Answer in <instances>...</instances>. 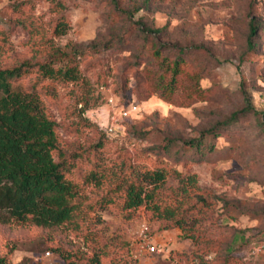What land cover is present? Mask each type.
Masks as SVG:
<instances>
[{
	"label": "rangeland",
	"instance_id": "rangeland-1",
	"mask_svg": "<svg viewBox=\"0 0 264 264\" xmlns=\"http://www.w3.org/2000/svg\"><path fill=\"white\" fill-rule=\"evenodd\" d=\"M251 20L259 31L248 51ZM60 21L69 28L58 37ZM107 42L113 47L76 58L75 83L38 76L54 47ZM0 47V68L33 66L21 82L37 84L59 149L74 158L69 178L89 203L78 229L0 224L7 264H97L95 257L98 264H264V0H0ZM179 55L178 87L162 98L159 66ZM109 97L118 107H137L117 138L101 133L87 114ZM80 98L93 105L84 114ZM245 99L254 111L236 126L215 129ZM210 130L212 152L201 156L183 146ZM132 167L165 173L156 201L176 210L173 220L157 219L144 205L124 209L119 191L101 207L115 178ZM95 169L113 182L102 189L86 183ZM193 174L196 186L184 194L181 181ZM143 226L159 251L143 244Z\"/></svg>",
	"mask_w": 264,
	"mask_h": 264
},
{
	"label": "trees",
	"instance_id": "trees-1",
	"mask_svg": "<svg viewBox=\"0 0 264 264\" xmlns=\"http://www.w3.org/2000/svg\"><path fill=\"white\" fill-rule=\"evenodd\" d=\"M68 28L65 21L58 22L54 30L55 36L66 35ZM258 31L255 21L251 20L246 41L248 51L254 50ZM113 45V42H107L102 45H88L84 49L73 48L70 51L54 47L50 57L37 66L38 76L75 83L80 79L76 58L88 52L107 50ZM1 50L2 47L0 54ZM62 60L66 62L61 63ZM182 64L180 55L173 62L160 64L162 71L156 82L160 97L170 99L173 96L179 84ZM32 71L33 66L28 62L0 68V224L13 222L48 230L61 227L78 229L89 203L81 185L69 178L75 166L74 158L67 157L59 149L56 123L37 91V84L27 87L21 82ZM166 73L168 77H165ZM78 102H83V105L78 103L81 114L93 107L88 105V99L80 98ZM253 111V107L245 99L244 107L218 123L215 129L236 126L239 117ZM92 124L105 134L94 122ZM211 132L213 130L197 139L186 141L183 146L204 156L213 151V142L207 140ZM169 144L165 148L171 147ZM115 179L112 189L109 188L100 198L101 207L111 203V191H119L123 195L124 209L130 210L144 205L157 219L173 220L176 210L162 207L156 201L166 181L162 170L132 167L129 173ZM108 180L112 181L105 173L95 169L87 176L86 183L102 189ZM181 182L184 186L182 191L186 194L189 188L196 186L197 179L193 174ZM176 222V225L182 226L178 220ZM94 261L98 264L99 258H93ZM0 264L7 263L0 258Z\"/></svg>",
	"mask_w": 264,
	"mask_h": 264
},
{
	"label": "built area",
	"instance_id": "built-area-1",
	"mask_svg": "<svg viewBox=\"0 0 264 264\" xmlns=\"http://www.w3.org/2000/svg\"><path fill=\"white\" fill-rule=\"evenodd\" d=\"M102 90V87H101ZM136 105L131 103L128 107H118L114 101V97H109L104 105H101L89 112L88 118L92 120L107 137L117 138V130L121 122L130 117L131 114L135 113ZM139 237L143 244L146 245L147 249L151 252L159 251L160 245H149L147 240V227L143 226L140 229Z\"/></svg>",
	"mask_w": 264,
	"mask_h": 264
}]
</instances>
